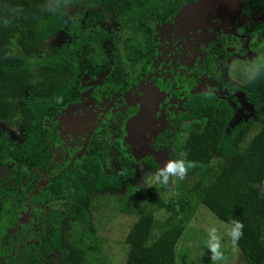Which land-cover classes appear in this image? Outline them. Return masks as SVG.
<instances>
[{"label": "trees", "instance_id": "obj_1", "mask_svg": "<svg viewBox=\"0 0 264 264\" xmlns=\"http://www.w3.org/2000/svg\"><path fill=\"white\" fill-rule=\"evenodd\" d=\"M183 1L0 0V122L6 128H21L24 134L17 145L6 131L0 133V165L7 163L16 177L26 175L16 165L31 169L46 159L47 131L42 121L49 108L74 92L73 83L64 86L66 77L81 71L80 46L87 42V34L77 32L78 20L90 26L109 13L124 28L142 35L145 22L164 21ZM64 29L70 40L48 48V40ZM94 35L90 37L96 39ZM238 89L264 121V62ZM187 108L190 113L179 118L193 117L191 126L171 155L177 159L180 153H187L186 159L194 167L184 180H170L168 198L153 185L132 192L127 186L134 176L132 167L120 172L121 177L105 180L99 175L96 179L97 189L113 199V211L135 218L123 241L122 263L178 264L177 247L184 245L189 222L203 210L227 225L239 220L244 226L238 245H233L228 231H221L214 221L207 224L217 228L221 247L229 245L223 252L237 249L238 257L233 256L229 264H264V124L257 128L247 119L229 127L233 109L201 96L194 97ZM63 176L52 196L44 191L33 198L35 208L26 211L24 224L17 222L23 203L18 201L12 207L16 184L11 191L0 185V264H112L92 224L91 212L97 208L89 179ZM26 189L30 190L29 184L21 187L20 200ZM32 220L36 230L29 224ZM208 239L209 233L202 234L206 250L200 255L210 259Z\"/></svg>", "mask_w": 264, "mask_h": 264}, {"label": "flooded vegetation", "instance_id": "obj_2", "mask_svg": "<svg viewBox=\"0 0 264 264\" xmlns=\"http://www.w3.org/2000/svg\"><path fill=\"white\" fill-rule=\"evenodd\" d=\"M203 1L184 0L164 21L148 20L142 35L124 28L108 12L105 20L90 26L78 20L77 32L87 34V42L80 46L81 71L66 77L64 86L73 83L74 92L49 108L42 121L46 159L31 169L16 165L26 171L16 177L7 163L0 165V185L11 191L16 184L12 207L23 203L18 223H26L35 196L44 191L54 194L64 174L89 179L94 200L107 195L97 189L98 176L121 177L126 167H134V157H140L136 151L145 153L140 157L144 167H155L150 156L157 155L159 147H166L172 159L193 118L179 117L190 113L187 107L194 97L222 101L232 108L238 92L246 101L238 87L264 62V0H208L202 6ZM187 6L193 11L182 18L181 10ZM65 37H71L67 31ZM247 52L250 69L244 71L248 78L242 82L237 71L231 75L225 69L231 58ZM221 88H228L231 95H220ZM25 184L30 190L20 200L17 195ZM29 224L35 226L33 220Z\"/></svg>", "mask_w": 264, "mask_h": 264}, {"label": "rangeland", "instance_id": "obj_3", "mask_svg": "<svg viewBox=\"0 0 264 264\" xmlns=\"http://www.w3.org/2000/svg\"><path fill=\"white\" fill-rule=\"evenodd\" d=\"M115 31L117 30H113L114 34H115ZM65 36H66L65 30L59 31L55 37H52L48 40L47 47L48 48L59 47L64 42L68 41V39H70V37L66 39ZM250 58H251V55L248 52L246 53L244 57L237 56L235 58L234 57L231 58L228 64L226 65L225 72L227 74L232 75L233 73L237 71L242 76L241 77L242 82H244L248 78V75H245V74L243 75V73L244 71H247V70L249 71L250 69L248 65H246V63L250 61ZM219 94L225 95V96L227 94L228 96L231 95L228 88L227 89L221 88ZM233 97H235L237 101L236 103L234 102L230 103V105L233 108L234 115H233V118L231 120L229 127H232L236 125L237 123L245 121L247 119H251L254 122L253 125H256L257 128L259 127L260 124H264V121L259 119L257 115L253 113L251 106L243 99L240 93L236 92V94H234ZM263 112H264V108H263ZM187 126H188V123L181 127L182 129H186ZM3 131H6L9 135L10 140H12L16 144H20L24 140V134L21 128H17V127L16 128H6L0 122V133ZM137 150H141V149H137ZM156 151H157V155L153 153L154 155L150 157H152L154 163L158 166L157 169H159L160 167H163L166 160L170 159V156L168 154L169 151L168 149H166V147H159V150H156ZM136 152L139 154L140 157H142V155L145 154L143 151H136ZM140 157L138 156L134 157L135 162L133 164L134 167L132 168L134 169L135 173H134L133 178H131L128 181L127 186L131 187L132 192L134 191L136 192V191L143 189V187L145 186L153 185L159 190L162 196L164 195L166 198H168L171 192L170 186L169 187L165 186L164 188H161V184L156 182L153 176V173L157 169L152 168V167H144L140 161ZM2 173H3V169L2 167H0V175H2ZM93 204L97 208V211L91 212L92 224L94 225V228L96 230V235L100 236L101 240L104 241L105 253L108 255L112 264H123L122 263L124 260L123 241L126 237V234L129 230L131 223L134 221L135 218L129 215H123L120 213L118 214L117 211L115 210L113 211V208H114L113 199L107 197V195H98V199L93 200ZM102 212H104L103 216H102ZM208 214L210 215V217ZM208 214H206L205 211L201 210L200 213H198L196 219L195 220L193 219L194 222L193 220L191 223L189 222L188 224L189 227L186 230L185 238L183 241L184 245L181 243L180 246L177 247L178 254H179L178 259H180L178 261V264H193L192 263L193 261H195L196 264H213V261L207 258V254L200 255L201 253H204V251L206 250L204 246L205 242L202 241V234L209 233L208 228L217 229L215 226L222 229L221 231L226 232L230 230L231 225H227L219 221L209 211H208ZM108 216L111 218L107 222ZM104 221L106 222L104 223ZM209 221H214L215 224L213 225L215 226H212V225L208 226L207 224ZM205 226H208L206 227L207 229L205 228ZM62 229L64 231V228ZM74 229H75L74 231L80 234L77 228H74ZM195 243L197 246L194 245ZM227 245H228L227 243H224L223 246L221 247V250L223 251L224 249L229 248V245L228 247H226ZM236 250L233 247L229 252L228 251L223 252L224 256L226 257V260L223 262H217V264H229L233 256L238 257ZM203 259L205 260V262L202 261ZM52 261L54 262V260ZM237 263H240V262L237 261L235 264Z\"/></svg>", "mask_w": 264, "mask_h": 264}, {"label": "clouds", "instance_id": "obj_4", "mask_svg": "<svg viewBox=\"0 0 264 264\" xmlns=\"http://www.w3.org/2000/svg\"><path fill=\"white\" fill-rule=\"evenodd\" d=\"M17 10L20 11V9H13V11ZM186 156L187 153H180V158L166 160L163 167H160L153 173L156 182L166 186L172 178H175V180H184L189 172V169L194 167V163L192 161H188ZM243 227L242 222L239 220H233L231 222L230 230L227 235L233 245H238L239 240L242 238ZM207 248L211 254L210 259L213 261V264L226 260V257L221 250V237L217 234V230L215 228L209 230Z\"/></svg>", "mask_w": 264, "mask_h": 264}, {"label": "water", "instance_id": "obj_5", "mask_svg": "<svg viewBox=\"0 0 264 264\" xmlns=\"http://www.w3.org/2000/svg\"><path fill=\"white\" fill-rule=\"evenodd\" d=\"M208 3H209L208 0H204L203 3H201V5H202V6H205V5H207ZM195 6H197V5H195ZM191 11H193V10L191 9L190 6L184 7V9L181 10L180 16H181L182 18H185V17H186ZM143 115H144V114H142V116L139 118V120L142 119ZM137 120H138V119H137ZM139 120H138V121H139Z\"/></svg>", "mask_w": 264, "mask_h": 264}]
</instances>
